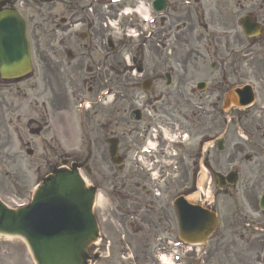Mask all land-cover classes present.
<instances>
[{
	"label": "flooded vegetation",
	"instance_id": "af4514ba",
	"mask_svg": "<svg viewBox=\"0 0 264 264\" xmlns=\"http://www.w3.org/2000/svg\"><path fill=\"white\" fill-rule=\"evenodd\" d=\"M3 12L24 22L32 71L0 76V153L17 163L18 147L32 155L41 149L36 163L45 169L89 170L98 238L86 264H176L174 202L195 190L188 143L207 119L212 131L231 133L224 164L244 149L237 135L245 133L254 166L233 189L241 194L231 200L227 223L221 218L238 239L217 234L201 246L198 264L260 260L264 236L246 223L264 225L257 201L264 192L257 157L264 149V0H0ZM197 77L210 86L196 94ZM244 84L254 85L262 111L225 114L224 92ZM175 141L181 146L172 147ZM220 159L207 153L202 165ZM193 256L187 249L184 264Z\"/></svg>",
	"mask_w": 264,
	"mask_h": 264
},
{
	"label": "water",
	"instance_id": "95a60500",
	"mask_svg": "<svg viewBox=\"0 0 264 264\" xmlns=\"http://www.w3.org/2000/svg\"><path fill=\"white\" fill-rule=\"evenodd\" d=\"M17 60V59H15ZM78 194H80L78 192ZM54 195L64 197L66 195L65 186L61 179L54 178L43 188L36 200V203L29 209L25 211H20L15 214L5 210L0 205V231L2 232H22L30 239L36 257L40 264H66L65 260L61 258L58 261V255L62 256V252L69 247L71 243L70 237L75 234L68 235L67 233H59L56 237L47 239L48 237L57 233L58 230H54L50 235H45L44 230L41 228L43 222L46 220L53 224L52 222L58 219L56 214L57 206L49 207L50 212L45 215H36L32 213V210L43 211L47 208L48 196ZM56 201L58 200L55 197ZM82 212V219H85L87 225L89 223L88 214H86V208L84 206L79 207ZM66 218V216H65ZM73 218L72 220H76ZM80 221V220H78ZM69 224H61L60 226H68ZM73 225V224H71ZM80 228H83L84 222L76 224Z\"/></svg>",
	"mask_w": 264,
	"mask_h": 264
},
{
	"label": "rangeland",
	"instance_id": "374dc122",
	"mask_svg": "<svg viewBox=\"0 0 264 264\" xmlns=\"http://www.w3.org/2000/svg\"><path fill=\"white\" fill-rule=\"evenodd\" d=\"M250 167V163H245L240 167V178L247 177ZM35 172L34 169L28 170L25 184L16 185L10 178L9 170L4 169L0 164V199L2 202L11 208H16L18 205L25 203L30 190L39 183L40 177L44 173L37 174ZM0 264L33 263L21 241L0 237Z\"/></svg>",
	"mask_w": 264,
	"mask_h": 264
}]
</instances>
